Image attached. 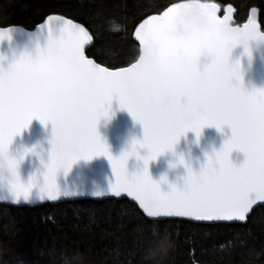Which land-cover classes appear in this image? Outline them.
<instances>
[{
	"label": "snow or ice",
	"instance_id": "6c2138e0",
	"mask_svg": "<svg viewBox=\"0 0 264 264\" xmlns=\"http://www.w3.org/2000/svg\"><path fill=\"white\" fill-rule=\"evenodd\" d=\"M193 7L207 17L209 28L204 33L184 37L178 26L182 14ZM219 11L220 5L214 2L182 0L160 14L148 16L134 31L139 43L138 58L115 69L86 55V46L93 36L81 24L63 16H49L40 24L41 29L47 25L51 33V24L61 22V35L50 38L47 48L35 58L22 55L8 68L0 67V168L6 167L11 175L8 183L12 203L29 201L34 180L27 184L21 181L18 161L9 156L8 146L16 134L38 117L53 125L51 156L40 187L41 201L81 195L61 191L56 179L58 170L67 172L80 158L106 155L116 176L107 192L117 196L126 193L139 202L149 217L245 221L253 206L264 202V89L248 90L242 86L239 61L226 82H219L204 95L185 81L176 95L188 97L186 102L178 99L165 106L149 91L134 95L126 87L130 78L184 79L182 64L187 61L195 67L205 49L214 54L215 68L228 59L231 47L241 35L250 40L264 38L254 18L249 17L242 26H233L232 7H226L223 16L218 15ZM10 30H0V40ZM53 47L58 49L55 54ZM75 89L80 90L78 98H74ZM54 93L60 94L65 102L54 103L50 98ZM113 98H118L121 107L127 108L144 129L143 139H133L118 157L112 156L97 131L98 120L108 115ZM208 125L221 130L228 125L232 135L214 157H208L200 172H193L186 165L188 175L183 189L172 185L170 191L162 192L149 176V161L172 149L188 131L199 137ZM140 148L148 150L143 157ZM233 149L245 153L239 165L230 159ZM131 156L143 159L144 167L130 174L126 162ZM180 163H184L183 157ZM105 193L92 195L99 197Z\"/></svg>",
	"mask_w": 264,
	"mask_h": 264
},
{
	"label": "trees",
	"instance_id": "16d2710c",
	"mask_svg": "<svg viewBox=\"0 0 264 264\" xmlns=\"http://www.w3.org/2000/svg\"><path fill=\"white\" fill-rule=\"evenodd\" d=\"M201 1L218 3L222 14L230 5L239 24L258 7L264 29V0ZM179 2L0 0V26L34 29L64 16L93 36L87 55L115 69L138 58V24ZM0 264H264V206L243 224H203L150 219L127 198L0 204Z\"/></svg>",
	"mask_w": 264,
	"mask_h": 264
},
{
	"label": "water",
	"instance_id": "95a60500",
	"mask_svg": "<svg viewBox=\"0 0 264 264\" xmlns=\"http://www.w3.org/2000/svg\"><path fill=\"white\" fill-rule=\"evenodd\" d=\"M218 15H224V13H221V8ZM235 15L236 12L233 10L231 20L233 26H242L248 21L249 17H252L256 20L259 31L264 33L260 23V9L258 7L252 8L248 18L240 24L237 23ZM50 16L61 15L52 14ZM47 18L34 29H27L21 25L0 26V30L11 29L8 36L0 40V67L8 68L22 55H29L35 58L41 50L47 47L50 38H59L62 28L61 22L54 21L51 24V33L47 25L43 29L39 27L40 24L46 22ZM134 40L138 43L135 37ZM92 42L93 40L86 46V55ZM92 59L97 62L94 58ZM210 59L211 57L201 56L202 62L206 60L210 61ZM228 59L230 62L239 61L241 69L240 83L245 89H264V40L251 41L247 50L244 45L235 44L230 49ZM52 130L53 125L51 121L44 123L38 117H34L27 127L23 128L13 137L12 142L8 146L9 156L14 157L18 161L17 172L21 181L27 184L30 180H34V184L30 191L29 201L24 202L21 200L19 204H14L12 203L13 194L8 180L3 178L8 173L6 171L0 173V204L24 207L35 206L47 201L59 203L80 199L103 200L109 198H127L137 204L141 211L150 219H181L203 224H243L247 222L248 217L256 208L264 206V202H257L243 222L196 221L182 217H149L139 206V202L127 196L126 193H121L117 196L115 193L107 192L110 190L111 185L115 183L116 176L111 161L106 155L93 156L91 159L80 158L73 162L67 172L63 169L58 170L56 179L61 191L67 190L80 193L81 195L58 197L55 201H41L40 187L44 183L45 165L49 162L51 156ZM97 131L101 139L109 146V151L114 157H118L129 148L133 139L141 140L144 135L143 125L133 118L127 108L121 107L118 98H113L111 101L108 115L99 118ZM231 135L232 130L228 125H224L222 130L218 129L215 125L205 126L199 137L196 136L195 132L188 131L186 134L181 135L172 149L165 150V152L155 159L149 161V173L153 180L160 184L162 192L170 191L172 185L183 189L185 177L188 175V167L186 165L190 166L193 172H200L201 168L207 163L208 157H214L215 152L223 147L224 142ZM147 151V148H140V156L146 155ZM181 157H183L184 163H180ZM230 159L234 164L239 165L244 161L245 153L238 149H233L230 153ZM127 167L130 174L138 172L144 167L143 159L131 156L129 157ZM95 192L106 193L96 197L92 195Z\"/></svg>",
	"mask_w": 264,
	"mask_h": 264
},
{
	"label": "clouds",
	"instance_id": "9594fccd",
	"mask_svg": "<svg viewBox=\"0 0 264 264\" xmlns=\"http://www.w3.org/2000/svg\"><path fill=\"white\" fill-rule=\"evenodd\" d=\"M116 27V26H114ZM209 28V21L205 15H203L197 8L193 7L186 10L181 16V23L178 26V31L180 35L184 37H190L197 33H204ZM260 40H264L261 38ZM254 40L248 39L245 35H241L236 44L244 45L245 49L249 48L250 42ZM47 48V47H46ZM52 52L55 54L58 49L53 47ZM205 56L211 57L210 61H201V57L197 60L195 67L187 61L182 64L184 79H174L171 77H164L163 79H152L146 77L143 80H137L130 78L126 82L127 90L134 95H142L145 91H149L159 97L162 105H169L178 99L182 102H186L188 97H177L176 91L179 88L185 86V81L191 82V86L202 95L208 93L211 89L216 87V85L224 81L226 82L236 66V62H230L229 59L222 62L219 66L213 67L214 54L205 49ZM146 57H149L148 53H145ZM151 59V57H149ZM210 70L211 73H210ZM80 93L79 89L74 90V98H78ZM54 103H63L64 98L60 94H52L50 97ZM131 145V144H130ZM130 147V146H129ZM129 160V159H128ZM128 161L126 162V168ZM6 171L8 175L6 178L8 181L11 175L6 167L0 168V173ZM149 171V170H148ZM150 178L153 180L149 173ZM153 182L158 183L153 180ZM159 184V183H158ZM160 187V184H159ZM161 190V188H160Z\"/></svg>",
	"mask_w": 264,
	"mask_h": 264
},
{
	"label": "flooded vegetation",
	"instance_id": "af4514ba",
	"mask_svg": "<svg viewBox=\"0 0 264 264\" xmlns=\"http://www.w3.org/2000/svg\"><path fill=\"white\" fill-rule=\"evenodd\" d=\"M263 29V28H262ZM263 31H264V29H263Z\"/></svg>",
	"mask_w": 264,
	"mask_h": 264
}]
</instances>
